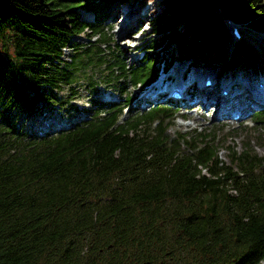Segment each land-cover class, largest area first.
Wrapping results in <instances>:
<instances>
[{
  "label": "trees",
  "instance_id": "trees-1",
  "mask_svg": "<svg viewBox=\"0 0 264 264\" xmlns=\"http://www.w3.org/2000/svg\"><path fill=\"white\" fill-rule=\"evenodd\" d=\"M119 1L0 0V264H264V156L246 143L225 162L211 134L172 137L170 105L122 118L128 87L141 92L176 59L264 71V46L227 61L213 20L264 31V0H218L210 16L160 0L133 65L112 44ZM81 34L89 43L73 41ZM101 86L125 98H94ZM84 91L88 119L43 134L25 125L55 109L79 114Z\"/></svg>",
  "mask_w": 264,
  "mask_h": 264
},
{
  "label": "rangeland",
  "instance_id": "rangeland-1",
  "mask_svg": "<svg viewBox=\"0 0 264 264\" xmlns=\"http://www.w3.org/2000/svg\"><path fill=\"white\" fill-rule=\"evenodd\" d=\"M189 2L191 3V0H189ZM164 7V3L160 0H128L126 2H115L109 8V12L112 11L111 13H109V16L110 14L112 16L108 18L109 24H111L112 27V29L110 30L113 34L112 44L114 46L118 45L121 48L126 64L133 65L139 62V54L141 55V52L144 49L138 50V48L142 46L144 40L149 39L147 32L150 27L153 12L155 11L162 14L164 13ZM219 10L220 9H218L217 12ZM82 12L84 13V11ZM83 18L86 21H93V15L88 12L84 13ZM213 20H215L218 23V27L223 30L222 33L220 32L219 37L221 46L225 50L227 57H229V55L232 54L239 46L248 49L249 54L251 53L250 51H261V46L264 45V31L257 32L253 27H251L250 24L242 21H239V23L234 22L235 24L231 28H229L227 26L228 22H226L225 24L228 27L229 33L231 35L229 36L228 31L224 29V20L222 19V17L214 18ZM233 20L236 21L235 19ZM138 23L140 24V29L135 31V34L129 35L128 32L132 29L133 25H137ZM185 26L186 25L180 23L178 25V28L184 29ZM235 28H237V31L241 34V36L243 33L244 38H242L240 41L235 40ZM240 30L242 31V33L240 32ZM158 37L159 35L151 34V38L158 39ZM89 38L90 37L87 34H81L80 36L73 37L72 39L73 41L83 42L85 44L89 43ZM93 40L94 38L91 39V42ZM162 54L164 55L163 52ZM220 61L221 60L219 59V62ZM191 63L192 62L190 59L186 60L184 63H174L175 66L178 67L177 71L174 72L173 68L169 69L167 73H161L159 79L174 73L179 77L180 75L178 71L180 67L187 66L189 64L191 65ZM241 67L237 68L236 74L244 72L248 80L252 78V80L250 81H253L254 84H256L259 80L264 81L263 71L254 69L252 65L248 64H242ZM196 68H198L196 65L191 66L190 69L192 70V73L198 72V69H200V73L205 74V71L213 77V73L215 72H224V67L217 68L215 66H207L205 68H202L200 66L198 69ZM225 71H228V69H226ZM188 72H190L189 69ZM228 73L226 72V74ZM234 74L235 73H233V75ZM139 89V85L128 87L129 94L132 96L135 95V97L131 104H129V111L126 112L124 109L122 118L128 117L131 114L142 113L154 107L155 103H150L147 107H143V100L148 95L145 92L146 94L144 93L145 95L143 97V92L145 89H150L149 86L141 92ZM99 91L100 94H95L94 98L101 99L102 101L103 98L106 99L107 93H110L109 96L112 95V100L118 99V101H122L125 98L124 94L120 95L118 91H115L111 88H106L104 86H101ZM148 92L150 93L151 91L148 90ZM80 97H78L77 100L72 101L73 104H76L79 109L82 110V112H79V114L75 115L74 117H70L71 114L65 113V109L67 108H61V110L55 109L53 112L47 111L34 119H26L25 125L31 126L36 132L43 134L49 128H58L60 126L61 128L70 127V125H72L74 121L77 122L83 117H86L88 119L90 117L88 111L93 108V104L90 102L91 97L89 95V92L86 91H84L83 95ZM186 97L189 98L190 96L186 94ZM240 104L241 103H238L236 105L239 107L241 106ZM198 107H200V105H198L197 107L195 105L189 108H180L179 111H176L175 109L170 113L171 118L168 119V131L172 137L183 134L186 135V137H188L189 139V137L196 133L211 134L214 136L215 144L220 147L219 156L225 162H229L230 160L227 154V152L229 151V147H233L238 152H241L246 143H249L251 147H253L254 151L258 153V155L264 156V122L257 124L254 122L256 119L255 113L257 111H255L254 114H247L246 117L240 120H233L231 118L224 119L221 117H217V113L213 114L214 107L197 109Z\"/></svg>",
  "mask_w": 264,
  "mask_h": 264
},
{
  "label": "bare ground",
  "instance_id": "bare-ground-1",
  "mask_svg": "<svg viewBox=\"0 0 264 264\" xmlns=\"http://www.w3.org/2000/svg\"><path fill=\"white\" fill-rule=\"evenodd\" d=\"M186 1L191 7L194 8L200 7L205 2V0H191V4L188 0ZM226 67L227 65H225L224 67V72H215L213 73V75L215 76L221 74L222 76L218 78V83L222 85L223 83L230 82L232 85V90L236 89L235 86L238 85L240 88L236 90L234 95L230 97L222 95L221 90L218 88V85L212 88H200L197 87L195 82H192L186 90L190 97L188 98V100H183L180 103V106L184 108H189L194 105H202L204 109L206 107H218L219 109L217 108V110L215 111V113H217L216 116L224 119H232V116H228L227 113L230 109H232L231 107L237 106L236 104L238 103H241L240 105L244 106V109L241 110L242 115H247V112L249 110L257 109L258 106L256 103V91L251 86L243 85L240 80L235 79V76H224L227 72L225 71ZM244 78H247V76H245ZM250 80H252V78L249 80L247 79L249 84ZM252 104H254V107H252Z\"/></svg>",
  "mask_w": 264,
  "mask_h": 264
},
{
  "label": "water",
  "instance_id": "water-1",
  "mask_svg": "<svg viewBox=\"0 0 264 264\" xmlns=\"http://www.w3.org/2000/svg\"><path fill=\"white\" fill-rule=\"evenodd\" d=\"M189 1V0H188ZM189 9H191L195 14L201 12H206V15H211L220 9L218 0H205V2L200 7H191L186 0H184Z\"/></svg>",
  "mask_w": 264,
  "mask_h": 264
}]
</instances>
